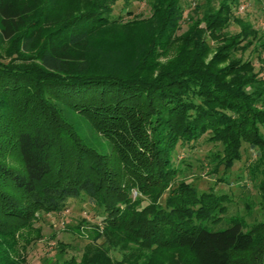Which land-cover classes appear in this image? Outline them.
Wrapping results in <instances>:
<instances>
[{
    "label": "trees",
    "instance_id": "16d2710c",
    "mask_svg": "<svg viewBox=\"0 0 264 264\" xmlns=\"http://www.w3.org/2000/svg\"><path fill=\"white\" fill-rule=\"evenodd\" d=\"M115 1L0 0V45L14 48L0 58V264L24 262L18 238L38 212L61 213L81 198L106 211L109 246L138 256L113 260L95 245L63 264H264V220L250 229L240 217L225 222L224 197L176 181L175 163L178 145L194 148L204 135L223 146L215 170L255 149L264 205V65L237 55L264 52V36L235 16L238 1L204 0L176 37L183 0H148L153 14L133 50L118 45ZM177 41L174 65L152 71L150 61ZM66 108L112 151L89 145ZM134 189L149 203L133 199ZM167 192V206L156 204Z\"/></svg>",
    "mask_w": 264,
    "mask_h": 264
},
{
    "label": "rangeland",
    "instance_id": "374dc122",
    "mask_svg": "<svg viewBox=\"0 0 264 264\" xmlns=\"http://www.w3.org/2000/svg\"><path fill=\"white\" fill-rule=\"evenodd\" d=\"M203 1H182L184 16L180 29L175 34L176 37L189 28L190 18L196 17L194 13L196 6ZM236 1L238 2L234 6L235 16L247 20L264 36V0ZM213 4L217 8L219 0H213ZM204 7L211 9L207 6ZM152 12L148 0H116L113 3L111 15L113 17L123 16L120 31L115 32L118 36V45L121 47L129 45L133 50L136 49L138 43L135 42V39L138 38L137 40H139V38L146 36L145 31L147 28L144 27L143 21L151 18ZM205 12L208 11L205 10ZM197 17H202V11ZM232 19L230 20L233 24L229 27V30L237 32L240 27ZM201 26H204V23ZM112 27L114 28V26ZM106 37L109 38L108 35ZM131 39L135 43L130 42ZM179 46V41H177L173 46H169L163 52L161 51L156 62L152 59L150 61L152 71L158 72L161 67L174 65L176 49ZM11 53H14L11 44L0 45V58L2 60L9 59ZM212 53L208 55L209 58ZM15 55L22 57L20 52L15 53ZM237 55L252 58L256 70L261 69L264 65V60H262L264 52L259 53V51L256 52L250 49L245 53L239 52ZM157 64H159V67L156 66ZM154 66H156V69H154ZM65 111H68V118L72 120L71 122H73L75 128L89 145L102 153L112 151L111 143L93 128L85 116L70 108L68 110L66 108ZM223 154V146L220 143L210 142L207 135L196 140L194 148L178 145L175 156L178 169L176 181L184 179L195 185L200 193L210 192L217 196H223L225 199L223 203L227 210L221 213L220 216L224 218V221L229 222L233 217H240L247 223V229H250L264 220V205L259 188L260 176L253 177L251 172L257 152L255 149L246 150L245 148L242 158L236 160L231 167H226L222 163L215 170L216 165L213 160L216 159V155L222 157ZM8 161L17 167L21 166L16 153L8 154ZM167 196L168 192L155 201L156 204L166 207ZM132 197L133 199H143V205L148 204L150 201L147 196L136 189L133 190ZM105 216H107V213L104 208L99 207L89 198L71 199L68 208L61 213L38 212L32 226L22 229V236L19 235L18 238L16 251L24 259L22 264H63L70 259H75L77 263H80L84 254L92 248L91 246L95 245L101 247V249L108 248L107 253L113 260L130 259V261H133L132 258L138 256V253L134 254L133 249L130 247L124 249L123 245L117 248L115 246L111 247L105 241L103 234L105 232L103 226ZM212 224L209 223L210 226ZM220 226H227V224L223 223ZM143 261H140L139 264H143Z\"/></svg>",
    "mask_w": 264,
    "mask_h": 264
}]
</instances>
